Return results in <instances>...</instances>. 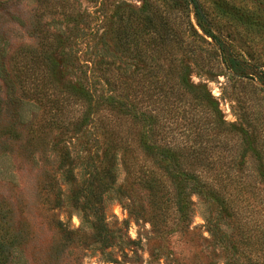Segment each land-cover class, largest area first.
Listing matches in <instances>:
<instances>
[{"label":"trees","instance_id":"1","mask_svg":"<svg viewBox=\"0 0 264 264\" xmlns=\"http://www.w3.org/2000/svg\"><path fill=\"white\" fill-rule=\"evenodd\" d=\"M174 12L183 19V29L174 28ZM114 18L112 47L118 52L133 45L138 65L132 75L112 61L75 58L77 76L58 90L53 78L65 66L64 54L40 52L42 46L22 71L33 80L23 89L46 112L43 123L30 128L32 135L56 131L59 141L71 131L75 140L93 138L95 152L77 156L75 165L66 149L59 150L69 168L85 173L72 205L92 243L119 247L124 257L126 248L139 249L128 237L126 221L120 228L109 226V194L134 220L146 219L160 242L174 233L183 235L195 196L204 209L213 259L264 264V119L246 127L226 123L209 90L190 81L191 65L208 77L221 75L223 67L264 93L262 54L246 47L240 35L237 41L228 26L241 22L240 9L227 0H143L137 9L117 5ZM54 57H60L61 65ZM67 102L78 109L64 123L58 115ZM120 164L126 185L116 186ZM65 177L74 180L73 171ZM172 205L175 217L168 215ZM54 231V243L63 248L81 233L60 221ZM17 233L0 209V264L25 262L18 255ZM199 254L190 248L182 263L172 250L157 249L145 264H161V259L198 264Z\"/></svg>","mask_w":264,"mask_h":264},{"label":"rangeland","instance_id":"2","mask_svg":"<svg viewBox=\"0 0 264 264\" xmlns=\"http://www.w3.org/2000/svg\"><path fill=\"white\" fill-rule=\"evenodd\" d=\"M142 1L0 0V209L18 232V255L22 263L145 264L150 253L157 249L172 250L173 258L183 263L181 258L187 257L190 248H196L201 251L198 264H221L212 257L213 250L208 244L203 220L204 209L195 196L183 235L174 233L160 242L146 219L134 220L115 200L117 196L109 194L105 198L109 226L120 228V224L126 221L128 237L139 243V249L126 248L127 257H124L123 249L119 247L102 249L93 244L90 230L85 223H80V213L72 205L74 192L80 191L85 173L81 169L69 168L59 151L66 149L75 165L77 156L83 158L95 152L93 138L79 136V140H75L76 136L69 129L59 141L54 139L58 136L56 131L30 133L32 125L39 127L43 123L46 112L42 105L30 100L28 92L23 89L33 80L22 71L30 65L31 57L40 51V46V52L64 54L65 66H59L57 76L52 77L58 90H61L60 84L71 82L77 76L75 58L112 61L130 76L138 65L133 45L124 49L126 51H115L109 30L117 5L137 9ZM227 1H232L240 9L241 22L228 24L231 32L236 33V40L239 41L240 35L248 43L246 47L259 51L264 58V0ZM171 17L174 28L183 29L179 14L174 12ZM191 22L195 24L193 16ZM54 58L61 65L60 57ZM191 68L190 81L209 90L226 123L246 127L252 121L264 119V93L255 89V84L234 76L223 67H220L221 75L216 77H208L192 65ZM70 103L63 105L59 121L65 123L77 115L78 108ZM69 170L73 171L74 180L65 177ZM121 185H126V176L120 164L116 186ZM170 208L172 212L168 210V215L175 217L174 206ZM57 221L69 230H81L78 239H73L72 244L64 248L54 243ZM130 250L136 251V255ZM202 255L206 257L201 258ZM161 264H166L164 259Z\"/></svg>","mask_w":264,"mask_h":264}]
</instances>
